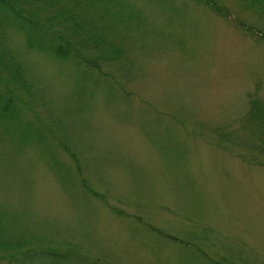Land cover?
I'll return each instance as SVG.
<instances>
[{
  "label": "rangeland",
  "instance_id": "1",
  "mask_svg": "<svg viewBox=\"0 0 264 264\" xmlns=\"http://www.w3.org/2000/svg\"><path fill=\"white\" fill-rule=\"evenodd\" d=\"M66 7L38 12L29 36L54 40L52 22L89 34L80 64L0 30L30 85L9 83L23 115L0 120V264H40V249L77 264H264V135L247 119L250 96L264 99V0Z\"/></svg>",
  "mask_w": 264,
  "mask_h": 264
},
{
  "label": "trees",
  "instance_id": "2",
  "mask_svg": "<svg viewBox=\"0 0 264 264\" xmlns=\"http://www.w3.org/2000/svg\"><path fill=\"white\" fill-rule=\"evenodd\" d=\"M61 1H63L66 6H70L74 9V4L80 0H0V30H6L8 27L18 28L28 34L27 43H29L31 48L39 50L48 48V51L60 58L75 59L77 58L76 53H78L80 49L68 41L69 39L67 37L71 38V32L64 34V31L66 32L65 29H55L54 40H47L38 44L29 36L32 32H39L44 28L43 25L38 23V19H35L38 12L51 8V12H56L58 16H65L68 7L58 3ZM213 8L216 12H219L220 15H224L223 8L216 4ZM71 13H73L72 10L68 12V14ZM77 16V20L83 19L82 16L78 14ZM54 18L55 17H53V19ZM84 28L85 27L82 26V28H77L75 30L80 31L84 30ZM79 33L81 34V32ZM89 36L90 35H86L79 39L81 42L80 46H89ZM12 52L0 46V120L6 116H10L14 119L17 118L19 114L21 116L23 115L20 111L21 106L18 102L19 97L16 95L15 90L9 86V83L13 82L16 85H20L24 90H29L30 88L29 82L26 79L27 70L17 61L16 56L12 54ZM76 62L80 64L79 60H76ZM249 108L247 119L252 127H250V129L253 130L252 132L257 133V135H264V99L257 95L255 97L250 96ZM225 136H227V134H222V137ZM261 139L264 140V137H261ZM242 158L249 162L252 161L249 160L246 155ZM85 185L86 189L97 194V192L91 189V186ZM5 233H7V230L0 222V237H5ZM1 243L3 244L4 242L0 241V244ZM31 252H33L31 256L33 258L36 256L40 264H69V262L77 264L76 262L81 260L79 257H75V255L55 249H40V251L36 252L34 250Z\"/></svg>",
  "mask_w": 264,
  "mask_h": 264
}]
</instances>
